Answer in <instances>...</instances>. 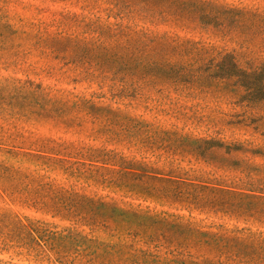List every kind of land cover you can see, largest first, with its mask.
Returning <instances> with one entry per match:
<instances>
[{
	"label": "rangeland",
	"instance_id": "374dc122",
	"mask_svg": "<svg viewBox=\"0 0 264 264\" xmlns=\"http://www.w3.org/2000/svg\"><path fill=\"white\" fill-rule=\"evenodd\" d=\"M260 239L264 0H0V264H264Z\"/></svg>",
	"mask_w": 264,
	"mask_h": 264
},
{
	"label": "trees",
	"instance_id": "16d2710c",
	"mask_svg": "<svg viewBox=\"0 0 264 264\" xmlns=\"http://www.w3.org/2000/svg\"><path fill=\"white\" fill-rule=\"evenodd\" d=\"M214 7H208V8H203L201 4H197V11L196 13L198 14V18L199 19H206L208 17H210V11L211 9H213ZM233 71L236 74V78L238 79V84L240 87H242L246 93H250L253 90H261L260 89V82L257 83L256 78H254L256 76V74L254 72H245L242 71L240 69H237V67H235V65L231 66ZM90 152V154H87L86 157L90 158L89 160V165L97 162L96 160H98V156L96 155L97 153H101L103 151H88ZM104 153H108V152H104ZM104 160L101 164L103 166H107V162H109V158L111 156H108V154H104ZM114 157V155H113ZM117 166L119 168H135L136 169V163H131L130 161H126L125 159L119 157L118 158V163ZM140 166L138 165V168ZM146 167V166H144ZM121 169L117 170L119 171V175H125V176H136V173H122ZM131 174V175H130ZM138 176L140 177H149L151 178V176L149 175H145V174H138ZM89 206L92 208V212L89 214V219H91V221H93L94 223H100L106 220H114L118 221V224H124L127 223L125 222V218L127 216H132V218L135 216L136 217V213L134 212H130V211H124L121 208L116 207V205H112V204H108V203H104L102 201L100 202H89ZM128 224V223H127ZM204 235H208L211 238H215V235L213 234H204ZM238 239V238H237ZM236 240V239H234ZM238 241L240 242V239H238ZM258 247H260V249L264 252V239H260L258 240ZM96 244V243H95ZM185 264H218V263H211L209 261H190V262H185Z\"/></svg>",
	"mask_w": 264,
	"mask_h": 264
}]
</instances>
